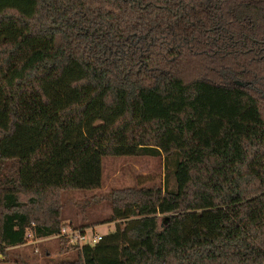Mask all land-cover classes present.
<instances>
[{"label":"trees","instance_id":"16d2710c","mask_svg":"<svg viewBox=\"0 0 264 264\" xmlns=\"http://www.w3.org/2000/svg\"><path fill=\"white\" fill-rule=\"evenodd\" d=\"M120 156L163 185L112 190L59 264H264V0H0L2 258Z\"/></svg>","mask_w":264,"mask_h":264},{"label":"rangeland","instance_id":"374dc122","mask_svg":"<svg viewBox=\"0 0 264 264\" xmlns=\"http://www.w3.org/2000/svg\"><path fill=\"white\" fill-rule=\"evenodd\" d=\"M3 164L0 162V170ZM166 169L163 157L120 156L103 158V186L98 190H68L63 192L64 220L77 226H95V232L105 235L115 230L109 222L112 206L106 198L114 189L130 186L163 185ZM90 232V231H89ZM57 237L42 239L34 245L24 244L7 249L6 259L0 255V264H59L75 258V252L61 253Z\"/></svg>","mask_w":264,"mask_h":264},{"label":"built area","instance_id":"2783aa9c","mask_svg":"<svg viewBox=\"0 0 264 264\" xmlns=\"http://www.w3.org/2000/svg\"><path fill=\"white\" fill-rule=\"evenodd\" d=\"M90 231V232H89ZM95 226L92 227H81V226H66L61 232L53 237L63 238L67 241L68 245H79L83 246L85 244L94 245L98 243L103 235L95 232ZM42 239L35 238L32 231H29L26 235L25 244H36Z\"/></svg>","mask_w":264,"mask_h":264},{"label":"water","instance_id":"95a60500","mask_svg":"<svg viewBox=\"0 0 264 264\" xmlns=\"http://www.w3.org/2000/svg\"><path fill=\"white\" fill-rule=\"evenodd\" d=\"M237 84L244 85V82L237 81Z\"/></svg>","mask_w":264,"mask_h":264},{"label":"flooded vegetation","instance_id":"af4514ba","mask_svg":"<svg viewBox=\"0 0 264 264\" xmlns=\"http://www.w3.org/2000/svg\"><path fill=\"white\" fill-rule=\"evenodd\" d=\"M247 84L246 82H244V85Z\"/></svg>","mask_w":264,"mask_h":264}]
</instances>
